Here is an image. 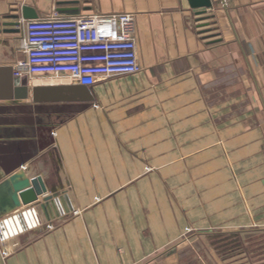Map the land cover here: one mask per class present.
<instances>
[{
    "label": "crops",
    "instance_id": "1",
    "mask_svg": "<svg viewBox=\"0 0 264 264\" xmlns=\"http://www.w3.org/2000/svg\"><path fill=\"white\" fill-rule=\"evenodd\" d=\"M210 1L209 9H192L188 0H0V220L25 206L12 201L18 181L40 176L46 195H53L74 185L75 172L110 170L118 172L114 185L122 189L123 171L150 162L153 169L180 166L187 154L213 153L219 140L234 169L246 172L235 184L249 192L237 200L244 210L236 213L220 206L228 203L224 199L234 203V196H130L116 190L110 202L153 199L157 209L145 227L110 229L114 239L83 244L79 259L41 258L42 240L22 242L10 254L0 245V264H216L207 253L213 248L208 238L248 232L244 228L256 220L264 226V0ZM23 6L38 16L52 10L133 14L141 71L99 78L87 88L91 101L36 99V89L77 84L66 74H15L16 63L25 60L19 48L25 27L2 31L13 28L4 24ZM64 200L72 201L62 195L34 202L1 221L2 240L42 226V204L50 203L52 217L63 216ZM248 203L256 207L253 214ZM188 225L194 234L183 239ZM45 241L57 255V232Z\"/></svg>",
    "mask_w": 264,
    "mask_h": 264
},
{
    "label": "rangeland",
    "instance_id": "2",
    "mask_svg": "<svg viewBox=\"0 0 264 264\" xmlns=\"http://www.w3.org/2000/svg\"><path fill=\"white\" fill-rule=\"evenodd\" d=\"M12 15H15V13L10 14V16ZM10 22L16 21L12 20ZM146 108L143 110H147ZM222 111L219 113H223ZM221 117L220 115L219 118ZM190 132L193 133V131ZM127 142L130 143L131 140ZM223 143L224 141L219 140L217 149L213 153L207 152L206 154L196 156L194 154H187L186 159L183 160L185 163L180 166L175 165V167L167 169H153V165L149 161L150 167L144 166V168L139 170L123 171L121 173L122 179L127 185L122 189L114 185V177L118 179V172L110 170L97 173L91 171L75 172L76 176L73 186H69L68 189L60 187L59 192L53 193L55 196L51 193L47 195L45 193L38 199L40 202H43L46 198H51L50 201H52L54 198L68 195L72 201L65 202L66 199L63 198L65 199L64 203H60V206H64V210L59 206V213L67 211L68 214L64 215V212L63 216L60 214L59 218L52 217L50 215L52 211L49 208L50 203L47 206L46 204H42V210L44 211L42 226L19 235L17 239L0 241V245L5 247V253L10 254L20 247L22 242L30 245L38 240H42L44 244L41 258H58L59 260L79 259L83 254V251H81L84 248L83 244H86V248H90L92 244L100 243L105 241V239H108V241L114 239L113 231H110V229L122 226L145 227L148 221L147 215H150L149 212L151 210L157 209L152 207L155 205L153 199L146 200L145 203L142 202L145 199L138 203L130 201L128 203L120 201L110 202L112 197L108 196L110 194L114 195L116 190L119 195L130 196H194L201 194L218 195L223 198L234 196V203H231L233 201L231 199H224L228 203L220 204L221 208L233 207L236 213L242 211V208L244 210V205L237 200L241 201L242 195L247 196L249 192L245 186H239L235 183H237V180L243 179L246 176V172L234 169L232 158H229L223 149ZM159 157L163 158L161 155ZM151 161L154 163V160ZM129 162H132L130 157ZM29 205L22 206L16 212L24 210ZM192 205L194 206L195 204ZM251 205L248 203V206L252 208L253 214L256 207L253 204ZM170 208V213H172L170 217H176V210L171 203ZM34 209L36 208L32 210ZM25 221L28 222L29 220ZM30 221H33V219ZM255 222V225L244 228L248 232H243L244 230L241 229L243 232L241 234L219 235L208 238L207 243L212 245L213 248L210 247L207 253L215 260L216 264H264V226L258 224V220ZM186 229V234L182 236L183 239L194 234L192 226L188 225ZM56 232L58 234L59 249L57 255H54V253L52 255L48 249L50 242L47 243L45 239L51 233ZM31 254L32 252H30Z\"/></svg>",
    "mask_w": 264,
    "mask_h": 264
},
{
    "label": "built area",
    "instance_id": "3",
    "mask_svg": "<svg viewBox=\"0 0 264 264\" xmlns=\"http://www.w3.org/2000/svg\"><path fill=\"white\" fill-rule=\"evenodd\" d=\"M21 26L25 27V35L19 48L25 60L16 63V75L66 74L75 84L89 88L102 77L141 71L133 14L69 15L52 10L37 19L22 21ZM37 228H25L23 232Z\"/></svg>",
    "mask_w": 264,
    "mask_h": 264
},
{
    "label": "water",
    "instance_id": "4",
    "mask_svg": "<svg viewBox=\"0 0 264 264\" xmlns=\"http://www.w3.org/2000/svg\"><path fill=\"white\" fill-rule=\"evenodd\" d=\"M188 3L190 8L192 9H209L212 6L210 0H188ZM8 18L15 20L16 22H13L11 24H4L13 27V29H5L2 31V33H18L22 21L37 19L38 14L33 8L23 6L19 14L8 16ZM66 94L67 96H65ZM76 97L80 101L93 100V97L87 87L80 85L39 88L35 90V98L43 101H63L65 99L76 100ZM13 190L14 193L12 195V201L14 202L15 206H19L20 204L28 205L34 202H38V197L46 193V187L40 176L35 177L31 180L24 179L22 181L16 182L13 185ZM50 200L51 198H46L44 202H48Z\"/></svg>",
    "mask_w": 264,
    "mask_h": 264
},
{
    "label": "bare ground",
    "instance_id": "5",
    "mask_svg": "<svg viewBox=\"0 0 264 264\" xmlns=\"http://www.w3.org/2000/svg\"><path fill=\"white\" fill-rule=\"evenodd\" d=\"M60 80H61V79H60ZM52 82H56V83H57V82H59V80H53V81H51V83H52Z\"/></svg>",
    "mask_w": 264,
    "mask_h": 264
}]
</instances>
